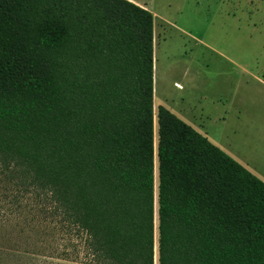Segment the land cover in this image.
I'll return each mask as SVG.
<instances>
[{"label":"trees","instance_id":"1","mask_svg":"<svg viewBox=\"0 0 264 264\" xmlns=\"http://www.w3.org/2000/svg\"><path fill=\"white\" fill-rule=\"evenodd\" d=\"M153 31L132 0H0V216L30 196L94 264H264V181L154 110Z\"/></svg>","mask_w":264,"mask_h":264},{"label":"rangeland","instance_id":"2","mask_svg":"<svg viewBox=\"0 0 264 264\" xmlns=\"http://www.w3.org/2000/svg\"><path fill=\"white\" fill-rule=\"evenodd\" d=\"M132 1L154 17V110L167 107L264 181V0ZM29 197L0 216V264H94L85 236L59 231Z\"/></svg>","mask_w":264,"mask_h":264},{"label":"bare ground","instance_id":"3","mask_svg":"<svg viewBox=\"0 0 264 264\" xmlns=\"http://www.w3.org/2000/svg\"><path fill=\"white\" fill-rule=\"evenodd\" d=\"M156 61L158 62V59H157V57H156ZM155 82V81H154ZM154 88H155V90H156V83H155V85H154ZM156 178H155V181H156V183H157V167H156ZM156 223V222H155Z\"/></svg>","mask_w":264,"mask_h":264}]
</instances>
